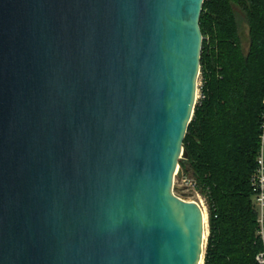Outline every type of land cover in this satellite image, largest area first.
Listing matches in <instances>:
<instances>
[{"label": "water", "instance_id": "water-1", "mask_svg": "<svg viewBox=\"0 0 264 264\" xmlns=\"http://www.w3.org/2000/svg\"><path fill=\"white\" fill-rule=\"evenodd\" d=\"M203 2L0 0V264H203Z\"/></svg>", "mask_w": 264, "mask_h": 264}, {"label": "trees", "instance_id": "trees-1", "mask_svg": "<svg viewBox=\"0 0 264 264\" xmlns=\"http://www.w3.org/2000/svg\"><path fill=\"white\" fill-rule=\"evenodd\" d=\"M249 27L244 52L234 12ZM200 93L183 141L180 168L208 213L203 264H259L250 177L260 146L264 97V0H204Z\"/></svg>", "mask_w": 264, "mask_h": 264}, {"label": "built area", "instance_id": "built-area-1", "mask_svg": "<svg viewBox=\"0 0 264 264\" xmlns=\"http://www.w3.org/2000/svg\"><path fill=\"white\" fill-rule=\"evenodd\" d=\"M201 81L197 83L196 100L202 97L200 93ZM262 123L260 126V146L256 155V165L250 177V185L253 190V205L257 219V235L260 236L263 242V249L256 255V261L259 264H264V97L262 99ZM189 187L194 189L195 183L192 179L183 177L181 179Z\"/></svg>", "mask_w": 264, "mask_h": 264}, {"label": "rangeland", "instance_id": "rangeland-1", "mask_svg": "<svg viewBox=\"0 0 264 264\" xmlns=\"http://www.w3.org/2000/svg\"><path fill=\"white\" fill-rule=\"evenodd\" d=\"M235 16L239 26V33L241 37V45L244 52H247L249 48L250 38H249V27L245 20V15L243 11L238 7L234 6ZM200 77L198 76L197 83H199ZM197 101V100H196ZM188 174L183 171V176H187ZM174 192L180 196L181 198L188 200H195L201 204V206L206 210V203L201 195H199L192 187H189L186 183H184L181 179H178L176 176L174 178ZM253 204V199H252ZM254 207V205H253ZM208 215V213H207Z\"/></svg>", "mask_w": 264, "mask_h": 264}]
</instances>
